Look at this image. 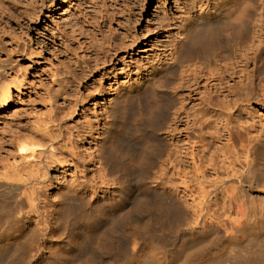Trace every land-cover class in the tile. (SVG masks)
I'll use <instances>...</instances> for the list:
<instances>
[{
    "label": "rangeland",
    "instance_id": "1",
    "mask_svg": "<svg viewBox=\"0 0 264 264\" xmlns=\"http://www.w3.org/2000/svg\"><path fill=\"white\" fill-rule=\"evenodd\" d=\"M223 1L0 0V178L20 184L17 193L39 210L63 196L64 206H79L82 195L118 196L126 171L105 141L117 120L114 140L133 152V197L143 149L154 148L145 179L174 208L163 234L247 228L255 237L241 248L264 251V0H254L263 16L246 38L222 32L215 49L166 71L155 94L147 86L131 98L123 121L114 110L120 92L175 61L189 18ZM253 41L261 45L257 63ZM21 142L36 151L22 152ZM253 226L259 233H249ZM205 236L191 239L190 249L209 245L213 237ZM131 239V248L141 242L138 234ZM36 259L27 255L28 264ZM220 261L208 264L227 263Z\"/></svg>",
    "mask_w": 264,
    "mask_h": 264
},
{
    "label": "bare ground",
    "instance_id": "2",
    "mask_svg": "<svg viewBox=\"0 0 264 264\" xmlns=\"http://www.w3.org/2000/svg\"><path fill=\"white\" fill-rule=\"evenodd\" d=\"M262 16L254 0H224L218 11L208 9L194 13L183 32V40L175 49V61L153 68L150 78L133 90L120 92L114 103L116 118L124 120L131 98L139 100L147 86L155 94V90L163 86L162 75L166 71L176 69L184 60L200 52L215 49L220 44L222 32H226L229 39L243 40L259 26L257 21ZM260 46L256 41L251 44L255 50L252 57L255 63L259 59ZM10 91L9 86L3 89L2 101L9 98ZM154 111L149 110L151 116ZM149 124L154 127L153 118ZM117 130L118 121L114 120L105 130V141L126 171L120 180L122 188L118 196L82 195L84 202L79 206H64L63 196L60 203L50 200L55 204L45 203L44 209L39 210L35 200L27 198L21 191L17 193L20 184L0 178V264H28L29 254L38 257L32 264H208L213 257L219 258V263L227 260L226 264H264L263 250L251 252L245 248L247 251L243 252L245 249L241 248L255 237L246 233L247 228H238L235 235H226L215 225H206V230L163 234L162 228L171 224L174 208L164 205L161 195L145 179L154 148L147 145L143 149L141 162L145 166L138 184L140 193L133 197L134 185L129 173L134 163L133 152L132 148L122 147V139L114 140ZM19 146L22 152L36 151L31 142H21ZM214 230L218 234L216 237L211 235ZM40 232L54 239L39 243L37 236ZM250 232L259 233L255 226ZM134 234L140 236L141 242L131 248ZM201 235L213 237L207 239L209 245L198 250L190 249L191 239ZM43 249H47L46 253L42 252ZM213 249L211 256H207L206 253ZM16 253L19 256L14 259Z\"/></svg>",
    "mask_w": 264,
    "mask_h": 264
}]
</instances>
